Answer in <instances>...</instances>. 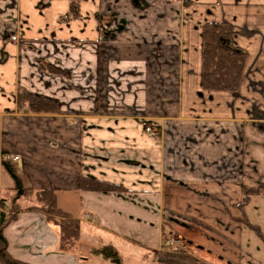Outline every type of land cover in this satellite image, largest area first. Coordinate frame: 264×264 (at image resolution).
I'll list each match as a JSON object with an SVG mask.
<instances>
[{
  "label": "crops",
  "instance_id": "crops-1",
  "mask_svg": "<svg viewBox=\"0 0 264 264\" xmlns=\"http://www.w3.org/2000/svg\"><path fill=\"white\" fill-rule=\"evenodd\" d=\"M69 7L0 0V157L18 158L26 189L56 191L78 242L152 262L173 235L208 264H264V244L239 222L244 213L264 232L248 218L264 216V195L236 207L264 185V0H79L75 18ZM211 22L229 24V45L246 55L236 91L201 88ZM18 93L57 111L19 110ZM82 178L123 191H83ZM12 188L0 166V201ZM3 235L21 263L89 264L59 252L39 212L19 213Z\"/></svg>",
  "mask_w": 264,
  "mask_h": 264
},
{
  "label": "trees",
  "instance_id": "trees-1",
  "mask_svg": "<svg viewBox=\"0 0 264 264\" xmlns=\"http://www.w3.org/2000/svg\"><path fill=\"white\" fill-rule=\"evenodd\" d=\"M70 4V17L77 15L79 0H67ZM232 29L227 23H206L201 33V88L205 91L233 92L240 84L241 74L246 55L242 51L233 49L229 45ZM43 70L49 72L52 66L44 64ZM17 107L32 114H54L56 102L30 94H17ZM0 166L6 172L13 183L12 195L0 201V264H24L10 257L7 251V241L3 235L4 229L16 220L21 212L36 211L43 214L46 220L58 228V250L61 253H68L75 246L80 238V223L70 214L57 207L56 191L44 189L33 191L26 189L15 162L6 159L1 154ZM80 189L91 192H122L123 189L117 185L97 181L94 179L82 178ZM264 195V186L243 191V198L236 205L241 211L249 202L252 196ZM21 200H34L36 205L21 206ZM241 217H245L241 213ZM244 220V221H243ZM246 218L239 220L249 227L259 240L264 244V235L255 225H249ZM112 264H123L122 257L111 245H101L93 251ZM152 264H208L200 259L194 258L186 251L175 248L171 253H152Z\"/></svg>",
  "mask_w": 264,
  "mask_h": 264
},
{
  "label": "rangeland",
  "instance_id": "rangeland-1",
  "mask_svg": "<svg viewBox=\"0 0 264 264\" xmlns=\"http://www.w3.org/2000/svg\"><path fill=\"white\" fill-rule=\"evenodd\" d=\"M78 16V10H77V15L75 17ZM74 17V18H75ZM47 73H51V74H59V75H63V78H67V74L65 72H60L58 69L52 67V70L47 72ZM91 91L93 92L94 95L97 94V84L94 87V89H91ZM43 98V97H41ZM44 99H48V98H44ZM51 100V99H50ZM54 101V100H53ZM57 105V103H56ZM58 107V106H57ZM57 111V108H56ZM56 113V112H55ZM54 113V114H55ZM258 186H264L263 184H260ZM256 186V187H258ZM256 187L250 188V189H254ZM247 190V189H244ZM243 190V191H244ZM240 203V202H239ZM238 203V204H239ZM19 204L21 206H31V205H36L34 200H30V201H23L21 200L19 202ZM248 204V203H247ZM247 206V205H246ZM245 206V208H246ZM262 211L264 212V207L262 208ZM261 214V209L257 211V214ZM43 215V214H42ZM44 216V215H43ZM45 217V216H44ZM242 218H246V217H240V219ZM248 218L249 220H251L253 223L258 224L261 227V230L264 229V216H258V215H254L249 213L248 214ZM247 220V218H246ZM244 221V220H243ZM248 223V221H246ZM249 224V223H248ZM252 225V224H249ZM256 226V225H255ZM263 232V231H262ZM261 232V233H262ZM264 233V232H263ZM262 233V234H263ZM253 236L254 239H257L258 237L254 234V232H252L251 234ZM261 241V240H260ZM77 244V245H76ZM75 244V246L71 249V254L75 255L77 259L80 260L81 258H86L89 260V264H112L109 261L105 260L104 258H102L99 254L95 255L93 254V251L96 249H99L101 245H99L97 242L89 240L88 238H84L82 240H80L79 242L77 241V243ZM186 245L187 244H183L181 241H179V239L173 235L170 236H166L163 239V246L161 247V250H159L161 253L164 254H168L173 252V250L175 248H180L181 250L186 251L189 255H191L194 258H197L194 254H193V249H186ZM77 249V247H79ZM122 251V250H121ZM119 253V252H118ZM122 257V263L123 264H152L151 259L150 258H143L141 255H136V254H124L122 251V254H120ZM137 256V257H136ZM198 259V258H197Z\"/></svg>",
  "mask_w": 264,
  "mask_h": 264
},
{
  "label": "built area",
  "instance_id": "built-area-1",
  "mask_svg": "<svg viewBox=\"0 0 264 264\" xmlns=\"http://www.w3.org/2000/svg\"><path fill=\"white\" fill-rule=\"evenodd\" d=\"M145 131H146V132H153V130L150 129V128H146ZM6 159H9V157H6ZM10 160L13 161V162H18V158H17V157H13V158L10 159Z\"/></svg>",
  "mask_w": 264,
  "mask_h": 264
}]
</instances>
